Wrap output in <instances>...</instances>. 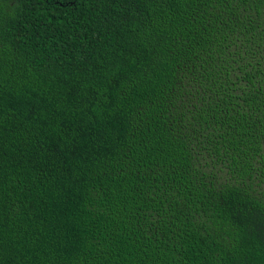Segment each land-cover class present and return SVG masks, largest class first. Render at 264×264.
I'll use <instances>...</instances> for the list:
<instances>
[{
  "label": "trees",
  "instance_id": "obj_1",
  "mask_svg": "<svg viewBox=\"0 0 264 264\" xmlns=\"http://www.w3.org/2000/svg\"><path fill=\"white\" fill-rule=\"evenodd\" d=\"M0 264H264V0H0Z\"/></svg>",
  "mask_w": 264,
  "mask_h": 264
}]
</instances>
